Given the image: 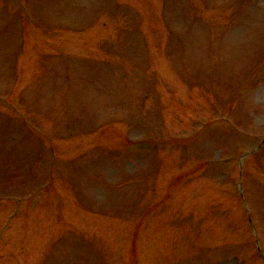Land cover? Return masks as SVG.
<instances>
[{
	"label": "rangeland",
	"instance_id": "1",
	"mask_svg": "<svg viewBox=\"0 0 264 264\" xmlns=\"http://www.w3.org/2000/svg\"><path fill=\"white\" fill-rule=\"evenodd\" d=\"M81 1L0 0V101L28 112L59 165L43 176L47 153L0 114V264H262L237 187L264 252V0H138L137 16ZM38 69L40 89L14 103ZM154 94L162 113L143 121ZM133 139L157 145L113 154ZM33 163L29 196L43 190L20 205L12 179Z\"/></svg>",
	"mask_w": 264,
	"mask_h": 264
}]
</instances>
